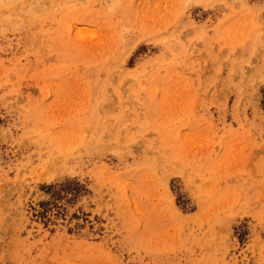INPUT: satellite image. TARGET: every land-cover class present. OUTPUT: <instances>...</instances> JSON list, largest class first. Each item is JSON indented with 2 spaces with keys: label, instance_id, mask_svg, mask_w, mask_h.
Masks as SVG:
<instances>
[{
  "label": "rangeland",
  "instance_id": "rangeland-1",
  "mask_svg": "<svg viewBox=\"0 0 264 264\" xmlns=\"http://www.w3.org/2000/svg\"><path fill=\"white\" fill-rule=\"evenodd\" d=\"M0 264H264V0H0Z\"/></svg>",
  "mask_w": 264,
  "mask_h": 264
},
{
  "label": "trees",
  "instance_id": "trees-1",
  "mask_svg": "<svg viewBox=\"0 0 264 264\" xmlns=\"http://www.w3.org/2000/svg\"><path fill=\"white\" fill-rule=\"evenodd\" d=\"M52 187V185H46L45 188L46 189H50ZM46 202H39V206H40V210L37 212L38 215L43 216L45 215V212L48 210V208L46 207ZM55 206V204H53Z\"/></svg>",
  "mask_w": 264,
  "mask_h": 264
}]
</instances>
